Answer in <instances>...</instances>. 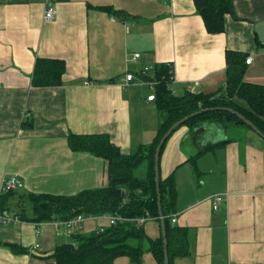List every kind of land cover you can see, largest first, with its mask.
Here are the masks:
<instances>
[{
  "label": "crops",
  "instance_id": "0c3cea01",
  "mask_svg": "<svg viewBox=\"0 0 264 264\" xmlns=\"http://www.w3.org/2000/svg\"><path fill=\"white\" fill-rule=\"evenodd\" d=\"M48 4L51 21L44 20ZM193 5L0 0V185L16 175L18 194L66 196L107 186L108 161L72 151L67 136L106 134L122 154L152 143L156 102L146 100L149 89L122 85L127 70L137 80L143 68L168 63L172 93H213L226 80L225 51L235 50L251 58L244 80L264 85V0H234V15H226L224 31L215 34L206 31ZM134 53L139 57L127 61ZM38 57L65 62L59 85L32 83ZM141 166L136 176H145L147 164ZM159 172L160 180L172 178L176 190L168 219L187 229L189 253L171 264H264V139L231 122L192 130L180 125L160 151ZM216 194L222 200L214 210ZM9 212L17 215L14 207ZM109 220L88 216L76 233L109 227ZM142 226L150 238L161 235L159 220L146 219ZM66 243L74 241L63 228L18 217L0 225V264H51L55 247ZM6 244L26 251L13 252ZM113 264L131 263L120 256ZM141 264L158 263L145 252Z\"/></svg>",
  "mask_w": 264,
  "mask_h": 264
},
{
  "label": "trees",
  "instance_id": "16d2710c",
  "mask_svg": "<svg viewBox=\"0 0 264 264\" xmlns=\"http://www.w3.org/2000/svg\"><path fill=\"white\" fill-rule=\"evenodd\" d=\"M193 6L206 31L211 34L223 32L225 16L234 15V0H194ZM245 58L246 53L225 51L226 80L222 88L213 93L190 90L182 95L174 94L169 88L173 66L168 63L155 65L151 78L158 81L154 90V101L159 123L156 136L150 145L140 146L130 154H122L106 134L69 133L67 136L72 151L88 152L108 161L110 182L107 186L86 189L71 196L48 193L18 194L14 189L0 194V210H11L14 207L21 220L35 223L53 219L69 220L78 214H107L116 218L112 225L102 230L87 234H70L74 243L56 246L52 255L54 261L51 264H113L120 256L128 257L131 264H141L145 252H151L156 262L163 264L161 235L155 239L150 238L142 223L137 221L139 217L159 220L153 176L155 147L174 122L203 109L208 110L194 115L181 125H188L192 130L206 122H231L250 129L235 114L221 109L227 107L242 114L264 133V85L244 80ZM64 66L65 62L61 59L38 57L34 65L32 83L36 86L59 85ZM142 163L147 164V169L145 176L139 177L134 171L142 167ZM160 196L171 264L175 258H183L189 253L187 229L172 225L168 219V215L173 211L172 205L176 196L171 177L160 180ZM14 198L17 200L14 201ZM25 209H29L30 215ZM6 245L16 253L26 251L19 245Z\"/></svg>",
  "mask_w": 264,
  "mask_h": 264
},
{
  "label": "built area",
  "instance_id": "2783aa9c",
  "mask_svg": "<svg viewBox=\"0 0 264 264\" xmlns=\"http://www.w3.org/2000/svg\"><path fill=\"white\" fill-rule=\"evenodd\" d=\"M45 11L46 12H44V20L45 21H51L53 18V14H54L52 6L48 4L46 6ZM138 57H139V54L134 53L132 55V57L130 59H128L127 61H130V60L135 61ZM250 59H251L250 57L245 59L247 64L250 63V61H251ZM137 74L139 77L137 80H135L136 77L133 74V72L127 70L124 78H122L123 79L122 85L124 87H126L129 84L134 83V84L147 86L148 89L150 90L149 91L150 93H148L146 100L148 102L154 100L155 99L154 90H155V87H156L158 81L151 78V77H153V68L147 66V67L143 68L142 70H140ZM144 77H147V78H144ZM84 83H86V82H84ZM20 183H21V181L16 175H12L9 177H3L1 185H0V194L4 193L6 191H10V190L12 191V190L16 189L20 185ZM221 200H222L221 195H218V194L214 195L213 201H212L213 202L212 207L214 210H216L218 208ZM105 215H107V214H105ZM96 216H101V215H95V216H90V217H96ZM107 216L109 217L110 224L112 225L116 221V218L111 216V215H107ZM86 217H88V216H85L84 214H78L69 220L68 219L67 220H62V219H55L54 220L53 219L49 222L55 227V229L63 228L64 233L66 235H70V234H74L78 230H80V228L82 226V222L84 221V219ZM16 220H18L17 215L10 213L9 210H0V225L7 224V223H10L11 221L13 222ZM145 220H146L145 217H139V219H137V221L139 223H143ZM171 221H172V223L175 222L176 221L175 217H172ZM102 229L103 228L98 229V230H102Z\"/></svg>",
  "mask_w": 264,
  "mask_h": 264
},
{
  "label": "water",
  "instance_id": "95a60500",
  "mask_svg": "<svg viewBox=\"0 0 264 264\" xmlns=\"http://www.w3.org/2000/svg\"><path fill=\"white\" fill-rule=\"evenodd\" d=\"M223 110H227L233 114H235L240 120H242L249 128L250 130L254 131L256 134H258L262 139H264V133L259 130L250 120H248L247 118H245L242 114H240L239 112L231 109V108H221ZM208 109H203V110H199L196 111L194 113H191L188 116H185L183 118H180L179 120H177L176 122H174L165 132L164 134L161 136V138L159 139L157 146L155 147V152H154V166H153V170H154V180H155V190H156V195H157V203L158 204V213H159V222H160V228H161V237H162V242H163V251H164V263L163 264H169V258H168V251H167V239H166V232L165 231V218L162 212V206H161V196H160V172H159V158H160V151L162 148L163 143L165 142V140L170 136V134H172V132L178 127L180 126L182 123H184L187 119L193 117L194 115H197L199 113H201L202 111H206Z\"/></svg>",
  "mask_w": 264,
  "mask_h": 264
},
{
  "label": "rangeland",
  "instance_id": "374dc122",
  "mask_svg": "<svg viewBox=\"0 0 264 264\" xmlns=\"http://www.w3.org/2000/svg\"><path fill=\"white\" fill-rule=\"evenodd\" d=\"M131 58V57H130ZM130 61H133V60H130ZM138 79V78H137ZM134 85H137L139 86L140 89H144V90H148V87L147 86H144V85H139V84H134ZM22 180V179H21ZM22 184V183H21ZM21 184L19 185V187H21ZM27 207V206H26ZM27 211V214L29 215L30 214V211L29 209H25Z\"/></svg>",
  "mask_w": 264,
  "mask_h": 264
}]
</instances>
